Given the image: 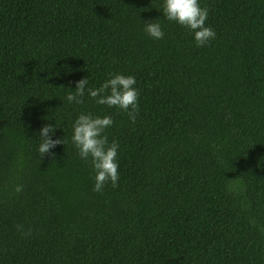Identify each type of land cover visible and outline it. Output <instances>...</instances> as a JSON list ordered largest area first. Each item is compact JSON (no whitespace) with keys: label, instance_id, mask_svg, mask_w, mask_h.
Segmentation results:
<instances>
[{"label":"trees","instance_id":"obj_1","mask_svg":"<svg viewBox=\"0 0 264 264\" xmlns=\"http://www.w3.org/2000/svg\"><path fill=\"white\" fill-rule=\"evenodd\" d=\"M161 3L0 0V264H264V0H200L216 33L200 47ZM115 73L136 79L134 123L65 100ZM80 113L112 117L115 187L93 191Z\"/></svg>","mask_w":264,"mask_h":264},{"label":"clouds","instance_id":"obj_2","mask_svg":"<svg viewBox=\"0 0 264 264\" xmlns=\"http://www.w3.org/2000/svg\"><path fill=\"white\" fill-rule=\"evenodd\" d=\"M160 12L163 18L173 21L179 26L188 29L192 34L197 47L206 46L216 36L215 31L206 24L209 10L202 7L200 0H162ZM143 31L153 40L162 39L164 31L158 19L143 21ZM87 77H82L75 82L74 91L65 94L68 103H80L81 98L87 94L98 105H106L127 113L128 119L135 122L138 110V89L135 87L136 79L132 75L121 73L110 74L98 87H89ZM113 125L110 115H92L80 113L72 122L71 143L78 156L87 161L93 173V191H101L106 183L113 187L117 185L118 143L111 142L106 135V129ZM52 123L44 124L38 130L39 143L37 151L40 156L48 154L54 156L53 150L57 145H64L62 138H53L56 129ZM16 192L21 191V186L16 185Z\"/></svg>","mask_w":264,"mask_h":264}]
</instances>
